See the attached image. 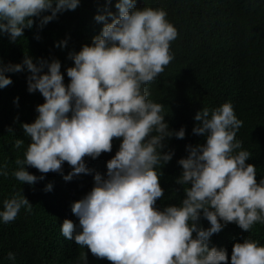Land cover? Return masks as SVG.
Wrapping results in <instances>:
<instances>
[{"label": "clouds", "instance_id": "obj_1", "mask_svg": "<svg viewBox=\"0 0 264 264\" xmlns=\"http://www.w3.org/2000/svg\"><path fill=\"white\" fill-rule=\"evenodd\" d=\"M80 2L0 0V35L16 43L25 28L38 21L42 30ZM110 3L106 0L94 16L103 27L91 44L69 53L73 66L65 70L67 85L57 59L33 62L25 54L21 63H0V89L12 84L7 73L26 71L27 91H38L44 99L36 106L34 122L21 125L30 143L12 176L29 186L49 172L71 181L92 173L86 157L95 160L111 152L113 139H119L106 174L96 173L92 189L71 204L78 224L63 221L65 239L111 264H264V245L257 240L234 243L230 260L225 249L209 247L213 234L229 223L244 232L264 224V177L257 181L256 166L247 163L251 154L236 139L243 122L231 102L195 114L192 133L205 142L186 146V157L177 161L181 173L175 183L187 186L184 198L179 205L157 207L164 197L161 169L174 155L164 151L166 141L184 139L186 132L184 127L169 128L164 105L148 98L147 85L174 60L171 43L178 30L163 8H137L136 0H118L113 13ZM67 42L55 46L63 49ZM22 145L17 139L15 147ZM65 162L71 168L67 175ZM29 167L41 175L31 174ZM8 175L7 165H0V176ZM51 190L49 183L44 191ZM31 207L26 197L14 194L3 201L0 223L13 222L22 208ZM201 219L208 228L201 226ZM7 259L15 261V254L9 252ZM83 260L88 264L86 253Z\"/></svg>", "mask_w": 264, "mask_h": 264}, {"label": "trees", "instance_id": "obj_2", "mask_svg": "<svg viewBox=\"0 0 264 264\" xmlns=\"http://www.w3.org/2000/svg\"><path fill=\"white\" fill-rule=\"evenodd\" d=\"M117 2L111 0L108 10L115 13ZM105 4L106 0H81L77 9L58 14L42 30L36 26L38 21L31 29L25 28L16 43H11L7 35H0V63H21L25 54L33 62L57 59L67 85L65 70L73 66L69 53L90 45L100 33L103 24L97 23L94 16ZM144 6L165 9L167 19L178 30L177 39L171 43L175 58L147 85L148 98L164 105L171 130L184 127L186 132L184 139L172 137L166 141L164 151L172 150L174 155L164 167L161 165L164 197L157 201V207L179 205L184 198L183 187L187 186L175 183L181 173L177 161L186 157V146L205 142L204 137L192 133L194 116L203 107L212 109L232 103L237 118L243 122L236 139L241 142V150L250 152L247 163L256 166L259 181L264 177V0H136L137 8ZM65 39L66 47L55 46ZM6 75L12 84L0 89V165H7L9 175L0 176V210L3 201L14 194H22L32 207L31 211L22 208L13 222L0 223V264H84L85 253L88 264H111L93 256L87 247L80 248L65 239L60 225L65 219L78 224L71 204L92 189L96 173L106 174L107 161L118 151L120 140L113 139L111 152L102 153L95 160L85 158L91 174L65 181L62 175L49 172L32 186L21 184L12 176L18 168L16 160L23 159L30 143L21 125L34 122L38 115L36 106L43 104L44 99L38 91H27L30 74L26 71ZM17 139L23 140L20 148L15 147ZM27 171L41 175L35 168ZM70 171L65 162L63 175ZM49 183L52 190L46 192ZM200 224L205 229L209 227L204 219ZM245 238L264 245V224L244 232L229 223L213 234L209 247L225 249L230 260L233 244L242 243ZM9 252L15 254V261L7 259Z\"/></svg>", "mask_w": 264, "mask_h": 264}]
</instances>
